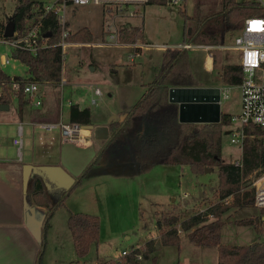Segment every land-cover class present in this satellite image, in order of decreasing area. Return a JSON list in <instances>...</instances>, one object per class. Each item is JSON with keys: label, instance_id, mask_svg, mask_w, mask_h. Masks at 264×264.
Returning a JSON list of instances; mask_svg holds the SVG:
<instances>
[{"label": "rangeland", "instance_id": "374dc122", "mask_svg": "<svg viewBox=\"0 0 264 264\" xmlns=\"http://www.w3.org/2000/svg\"><path fill=\"white\" fill-rule=\"evenodd\" d=\"M16 1L0 0V30L13 16ZM32 1L51 4L57 0ZM165 1L167 3L163 6L143 7L140 16L131 19L116 18L115 22L107 17L103 18L102 9L97 6H81L68 10L65 20L70 34L86 28L92 34V41L66 42L67 46L62 51L60 78V81L61 79L66 81V85L61 87L60 81L56 85L41 84V107L38 110L46 112L52 109L51 120L57 124L61 122L69 124L67 114L70 104H78L82 109L88 108L92 118L96 120L105 117L108 112L110 114L107 122L111 117L121 120L141 96L143 92L141 85L148 84L156 69H159L163 51L144 46L141 56L132 62L131 46L115 47L102 44L110 43V33L128 26H139L143 28L146 45H167L176 48L189 43L192 39L188 31L194 33L196 20L204 21L218 14L222 9L221 0H180L178 6L169 4L170 0ZM243 1L256 0H236V2ZM180 12H183L185 17ZM107 26L110 28V33H107ZM234 36V33H228L222 45L230 47ZM222 45H203L211 47L209 51L187 50L189 64L196 81L193 85L214 84L216 87H222L223 84L218 82L221 69L226 65H237L238 61L234 51L218 48ZM11 52L12 48L8 44L0 42V69L12 78L20 77V81L25 82L24 80L28 79L27 68L14 60ZM209 54L213 60L211 70H207L203 62L205 56ZM6 59H9V65L5 64ZM96 89L101 91V97L94 96ZM92 100L96 101V105L91 104ZM12 101L10 111H13L17 104L16 99ZM26 105L30 107L31 113L33 106L27 101L24 106ZM220 109L221 113L230 116L239 114V92L236 87L232 88L230 98L222 102ZM233 128L234 124H231L223 129L221 156L226 163L238 162L241 159L242 146L231 144L229 135L224 134ZM36 131L47 132L38 127ZM50 132L59 133V130ZM85 136H87L86 132L82 134V138L84 139ZM25 150H22L23 154ZM9 151L11 155L16 156L15 148L12 147ZM103 151L100 168L97 167L91 172V177L89 176V181L85 185H77L72 189L70 195L74 194L75 205L70 203L69 208L67 207L71 212L69 216L76 214L75 211L79 209L99 219L98 243L90 247L84 259H79L74 252L71 236L66 227L69 216L66 218L63 211H59L55 219L58 243L57 240H54V243L50 242L55 248L51 251L52 247H50L49 255L47 251L45 258L49 257L50 260L56 258L59 260L57 264H71L72 261L75 262L72 264H94L99 258V264H110L117 258L116 261H121L124 257L121 255L122 251L130 253L132 247L139 248L142 252L144 244L158 235V239L152 240L157 248L154 254L155 264H217L215 248L197 247L188 240L187 234L181 231H178L181 241L179 250L175 247H164L160 244L159 232L156 229L157 220L164 218L168 213L177 211L182 217L198 214L194 212L195 210L182 208V204L188 207H205L206 210L208 206L218 202L215 196L218 184L216 168L212 171L204 170L203 173L196 175L189 166L141 164L133 146L120 140L108 142ZM147 166L154 168L149 170ZM101 174L148 176L138 179L137 183L136 181L118 183L107 177L95 178ZM257 178L255 174L247 177L246 184L250 186L247 190L253 188L250 183L252 184ZM227 214L233 222L226 223L222 227L221 244L250 245L264 237L263 233L259 237V233L252 226H240L236 223L255 218L259 215L258 209L230 210ZM225 218L224 215L222 220H226ZM139 262L153 264L151 256L148 259L142 257Z\"/></svg>", "mask_w": 264, "mask_h": 264}, {"label": "trees", "instance_id": "16d2710c", "mask_svg": "<svg viewBox=\"0 0 264 264\" xmlns=\"http://www.w3.org/2000/svg\"><path fill=\"white\" fill-rule=\"evenodd\" d=\"M165 0H149L147 5H166ZM221 11L204 21L196 20L192 44L222 45L228 33L235 34L242 28L244 20L259 16L261 8L255 1L236 2V0H221ZM42 10V3L32 0H17L12 16L15 32L22 34L26 22ZM185 17L183 12H180ZM5 26L0 30V40H3ZM44 33L47 47L40 49L35 56L23 51L11 52V57L24 65L28 79L39 84L56 85L60 81L63 53L57 44L61 38V28L53 14L44 21ZM142 27H124L118 30L119 41L134 44L142 39ZM82 41L90 43L92 34L88 29L81 28L70 34L68 42ZM187 50L167 49L162 52L159 69L146 92L126 114L124 120L108 124L110 133L106 141L117 139L131 144L138 161L145 165L159 166H189L192 173L201 174L205 169L214 168L218 171V184L215 196L216 204L208 206L202 214L182 217L179 212L168 213L156 222L160 244L164 247L180 248L178 231L187 234L188 240L197 247L215 248L217 264H264V239L250 245L221 244V230L224 226L222 217L230 210L254 208V189L247 190V177L264 174V131L253 126L244 127L245 138L242 144L241 159L238 162L226 163L221 156V141L224 127L230 124V115L221 113L220 123L212 125L180 124L178 122V106L168 102L170 86L191 87L196 83L193 76ZM14 79L0 69V90L3 96L0 105H10L12 94L10 85ZM242 80L240 66L226 65L221 69L218 82L227 85H238ZM180 83V84H176ZM186 83V84H182ZM24 96L18 95L17 104L21 110L25 105ZM53 110L41 112L34 109L30 113L33 123H57L51 120ZM69 124L78 126L91 125V113L88 108L80 109L78 105L69 106ZM124 129L123 134L121 130ZM105 146L103 150L105 149ZM101 153H104V151ZM96 161V160H95ZM91 166H89L90 168ZM88 169V167L86 168ZM85 170L76 180H81ZM75 183V184H76ZM74 188V187H72ZM71 188V189H72ZM58 191L51 195L41 180L36 177L28 188L27 201L43 207L48 220L55 210L62 205L71 191ZM229 199V201H227ZM264 208L259 215L236 223L240 226H252L258 233L263 232ZM72 245L76 256L84 259L93 244H97L100 233L99 219L92 215L76 213L67 220ZM179 228V230H177ZM121 261L110 264H140L137 256L150 258L157 251L152 240L144 244V250L131 248ZM155 264V257H152ZM109 264V263H102Z\"/></svg>", "mask_w": 264, "mask_h": 264}, {"label": "crops", "instance_id": "0c3cea01", "mask_svg": "<svg viewBox=\"0 0 264 264\" xmlns=\"http://www.w3.org/2000/svg\"><path fill=\"white\" fill-rule=\"evenodd\" d=\"M144 37L145 36L143 33L140 42L147 44ZM187 44H192V40H189V43ZM192 45L195 47H204L203 45ZM192 50L204 49L194 48ZM211 61L213 62V60L210 58V54L206 55L203 62L207 70H211ZM157 70L158 68L156 69L155 73L153 74V78L149 83L153 81ZM148 84L141 85L143 92L139 99L146 92V87ZM171 87L176 86H170V88ZM191 87L208 88L216 87V85L198 84ZM12 103L13 101L10 103V105ZM10 105H8V111H0V264H57L59 262L58 259L54 258L50 260L49 257L45 258L47 251V255H49L50 247H52L51 251H53L55 248L54 244H51L50 242L54 243V240H57L58 243V238L56 237V215L59 213V211H63L65 217L68 218L69 213H71L68 210L70 203L75 205V200L73 198L74 194L70 195V193L72 192V189L77 187V185H85L86 182L89 181V176L91 177V172L97 167L100 168L102 164V153L100 154V152L103 150L102 148L106 141L94 140L90 131H86L87 136H85L84 140L80 142H67L61 136L60 131L59 133L50 131H36V123L30 121V107L26 105L20 110L16 104V107L13 109V111H10ZM79 108L82 109L80 106ZM109 114L110 113L108 112L105 117L97 120L93 119L91 115V125L108 127V122L106 120ZM126 114L121 120H117L115 118V121L121 123L124 120ZM112 118L113 117L110 118L111 122H115L112 120ZM67 120H69V109ZM18 126L22 127V146L20 154H18L17 147L13 144V140L17 138ZM123 132L124 129L121 130L122 134ZM12 147L17 151L16 156L10 154L9 149ZM23 149H26L25 154L22 152ZM27 164L33 166H59L75 179V183L76 180L82 175V172L85 170H87V172L82 176L81 180H79L76 184L74 183L72 186L74 188L71 187L72 189L68 193L62 205L55 210L48 220H46V210L43 207L37 206L32 202L27 201L29 185L35 181L36 177L38 176H33L29 180L26 195L23 192V167ZM89 166L91 167L89 168ZM87 167L88 169H86ZM147 167V169L150 168L149 170L154 168V166ZM145 176L147 177L148 175L101 174L97 175L95 178L107 177L115 180V182L118 183L131 181H136L135 183H137L138 179H141ZM38 178L43 183V180L40 177ZM58 191V189H51L49 192H51V195L57 196ZM78 212L87 214L86 211H79V209H77L75 213ZM225 217L226 220H223L224 224L233 222V220L231 221V217H229L228 214L225 215ZM263 226L264 224L262 225V228ZM260 236L261 233H259V237ZM262 236H264V233ZM155 239H158V235H155L150 240ZM263 239L264 237L261 238V240ZM205 253L207 252H204V254ZM154 254L151 255V257H155ZM117 259L114 260L116 261ZM73 262L74 261H72V263ZM97 262L99 264V258L97 259ZM97 262L94 264H97Z\"/></svg>", "mask_w": 264, "mask_h": 264}, {"label": "built area", "instance_id": "2783aa9c", "mask_svg": "<svg viewBox=\"0 0 264 264\" xmlns=\"http://www.w3.org/2000/svg\"><path fill=\"white\" fill-rule=\"evenodd\" d=\"M149 0H57L51 4H43L39 14H35L26 22L25 31L20 35L16 32L10 39H3L0 42L8 44L13 51H23L35 56L40 49L47 47L44 33V21L51 14L54 15L56 21L61 28V38L57 46L63 49L67 46V38L70 35L68 31V23L65 20L66 12L71 8L81 6H97L102 9V17L114 20L131 19L141 15V9L147 6ZM180 0H170L169 4L178 6ZM261 8L259 16L246 18L241 29L234 36L233 44L230 47L223 45L218 47L220 50L234 51L237 57V64L241 68L242 80L238 85L223 84L218 87L220 90V105L223 101L230 98L232 88L236 87L239 92L240 112L236 116H231L230 124H234V128L229 132L231 144H243L245 134L244 127L253 125L264 131V0L255 1ZM115 24V23H114ZM105 33V32H104ZM107 33H110V28L107 26ZM110 43H102L113 45L115 47L129 45L133 48L130 60L133 62L141 56L142 47L150 46L153 48L162 49H194L202 48L209 51L211 47H195L192 44L179 45L176 48H171L167 45H146L140 41L134 44H125L119 41L118 30L110 33ZM63 53V52H62ZM211 58V56H210ZM5 64L9 65V59L5 60ZM61 87L66 85V81L61 79ZM41 84L33 81L23 82L14 79L10 85V93L12 99H17L19 94H22L28 103H31L34 109L41 107ZM3 96L0 90V98ZM94 96L101 97L102 93L99 89L94 91ZM92 105H96V101L92 100ZM39 129L45 131L59 130L61 136L67 142H80L84 139L82 134L86 131L82 126L64 124V123H40L36 124ZM22 127L17 128V138L13 140V144L17 147L18 154L21 152ZM264 148V141L262 143ZM258 178L250 185L254 189V208L260 210L264 208V174L257 176ZM257 181V182H256ZM256 182V183H255ZM255 183V184H254ZM255 185V186H254ZM250 187V186H249ZM184 197H186L184 195ZM182 208L195 210L198 214H202L206 210L204 208L188 207L182 204ZM207 208V207H206ZM194 215V214H193ZM264 233V229H263ZM128 252L123 251L122 257ZM141 256H137L140 261Z\"/></svg>", "mask_w": 264, "mask_h": 264}, {"label": "water", "instance_id": "95a60500", "mask_svg": "<svg viewBox=\"0 0 264 264\" xmlns=\"http://www.w3.org/2000/svg\"><path fill=\"white\" fill-rule=\"evenodd\" d=\"M190 30L188 34H190ZM15 33L13 18L5 26L3 38L10 39ZM49 34H46L47 37ZM168 102L178 106V122L180 124L212 125L219 124L221 118L220 90L218 87H171L168 90ZM8 105H0V111H8ZM115 121V117L112 118ZM111 120L108 121V124ZM90 131L96 141H107L109 130L107 126H82ZM229 135V132L224 133ZM211 169H205L209 171ZM38 176L48 191L58 189L68 191L75 183V179L59 166H33L27 164L23 167L22 187L26 195L29 180Z\"/></svg>", "mask_w": 264, "mask_h": 264}]
</instances>
